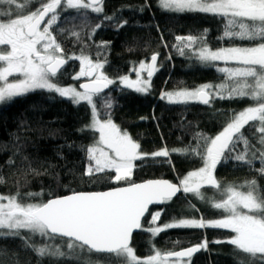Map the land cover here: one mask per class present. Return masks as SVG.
Instances as JSON below:
<instances>
[{
  "label": "snow or ice",
  "instance_id": "snow-or-ice-1",
  "mask_svg": "<svg viewBox=\"0 0 264 264\" xmlns=\"http://www.w3.org/2000/svg\"><path fill=\"white\" fill-rule=\"evenodd\" d=\"M33 2L0 0V106L11 104L15 99L37 90L55 92L75 105L86 102L92 112L87 128L97 131L99 139L85 149L90 163L84 175L91 178L113 169L115 181L128 183L108 191L73 192L36 203L25 200L42 193H27L26 197L19 192L11 196L0 195V237L20 239L23 246L40 259L71 260L84 253H96L106 255L117 264H182L185 257L190 262L194 253L207 248V240L180 251L162 252L153 245L152 254L139 257L131 246L132 235L134 230L142 229V218L148 213L149 205L171 200L180 192L192 193L203 201L205 196L201 189L207 184L221 194L219 201L208 198L213 208L222 210L221 218H181L158 225L161 212L157 211L151 214V221L144 230L155 238L167 229H230L234 235L226 241L217 240L214 243L227 242L236 251L264 264V190L256 178L241 185H222L214 176L222 160L232 159L252 167L258 176L264 178V0H158V6L170 12L225 17L227 23L221 39L238 38L249 42L248 46L213 50L207 42V29L198 36H177L174 47L180 55L183 56L187 49L202 65L223 61L226 66L218 68V71L225 74V79L217 85L203 84L192 90L164 92L161 99L169 103L198 101L209 105L215 98H247L253 103L239 112H233L229 122L215 137L196 133L194 145L172 149L171 152L164 147L152 153L143 152L140 144L114 123L110 99L103 102L107 118H99L96 98L116 82L101 71L104 64L99 61V53L96 62L84 53L83 48L79 56L67 58L81 62L75 79L85 77L88 80L79 85V90L75 86H62L57 80V74L67 63L63 48L51 31L60 18L58 9L75 10L87 21L88 10L94 14L104 12V0H40L34 10H28ZM103 19L111 21L114 17L104 16ZM102 24L103 21L93 26L88 36H93ZM126 24L125 20L118 27ZM69 31L79 42L81 32ZM98 47L107 48L108 45L102 43ZM158 56L157 52L151 55L150 62L140 61L138 67L133 68L136 79L125 75L119 78L120 83L137 93H148L151 78L158 70ZM229 62L234 66H227ZM142 74H146V78ZM246 126L255 129L260 147L252 144L245 135ZM238 146L242 150L238 151ZM171 153L200 156L204 161L203 167L188 172L178 183L168 180L131 182L137 166L135 161L149 157L170 158ZM257 160L261 163L259 169L254 168ZM2 182L3 178H0ZM192 207L195 208L194 205ZM22 232L27 235H22ZM34 237H39L42 242L36 243ZM57 238L65 239L67 243L49 242ZM237 264H244V261L238 260Z\"/></svg>",
  "mask_w": 264,
  "mask_h": 264
},
{
  "label": "trees",
  "instance_id": "trees-1",
  "mask_svg": "<svg viewBox=\"0 0 264 264\" xmlns=\"http://www.w3.org/2000/svg\"><path fill=\"white\" fill-rule=\"evenodd\" d=\"M39 2L34 0L28 10H34ZM103 7L102 14L88 10L87 21L75 10L58 9L60 18L51 31L61 44L66 58L79 56L82 48L93 61H97V53L100 54L99 61L104 64L105 74L116 82L96 98L99 118H107L103 102L110 99L113 105L110 109L112 120L140 144L143 152L152 153L164 147L170 152L172 149H183L196 143L193 140L196 133L215 137L229 122L233 112H239L253 103L247 98H215L209 105L198 101L169 103L161 99V94L166 91L191 89L202 84L217 85L224 81L225 74L218 71L223 64L202 65L192 52L185 49L182 56L174 45L177 44V36H198L207 29V42L212 49L248 46V41L238 38L221 39L227 18L170 12L161 9L158 0H104ZM104 16H113L114 19L104 21ZM125 20L127 24L118 27ZM101 21L102 27L89 37L87 33ZM69 30L81 32L79 42L70 35ZM102 43H107L108 47H98ZM157 52L158 70L151 78L148 93H137L120 83V77L131 74L140 61H149L151 55ZM70 63L60 73L57 79L59 84L71 83V76L76 73L72 71L78 61L70 59ZM91 120L92 112L86 102L75 105L70 99L47 90L31 92L11 104L0 106V178H3L0 195L11 196L19 192L26 197L27 193H42L25 200L36 203L73 192L101 191L127 185V181L114 180L113 170H105L91 178L84 175L90 163L85 149L97 139V132L87 128ZM244 132L252 144L260 147L253 127L246 126ZM237 150L242 148L238 146ZM135 164L137 166L131 182L151 178H168L178 182L188 172L202 167L204 161L200 156L171 153L170 158L149 157L143 161L137 160ZM260 167L259 160L255 161L254 168ZM214 176L222 185H241L246 180L256 178L264 190V178L258 176L252 167L232 159L222 160ZM201 192L205 196L203 201L192 193L182 192L162 206L152 207L143 221L142 229L134 235L131 246L136 254L139 257L152 254L153 245L162 252L178 251L207 240V248L194 254L188 264H237L238 260H243L244 264H260L259 260H252L236 251L227 242L214 243L217 240L226 241L234 235L230 229H167L155 238L144 230L151 221V214L157 210L161 212L158 225L181 218H221L222 210L213 208L208 202V198L219 201L222 198L220 192L207 184ZM22 235L27 233L22 232ZM33 240L42 242L39 237ZM56 240L65 241L62 238ZM0 264L72 263L67 260L56 262L47 257L40 259L26 249L20 239L0 237Z\"/></svg>",
  "mask_w": 264,
  "mask_h": 264
},
{
  "label": "rangeland",
  "instance_id": "rangeland-1",
  "mask_svg": "<svg viewBox=\"0 0 264 264\" xmlns=\"http://www.w3.org/2000/svg\"><path fill=\"white\" fill-rule=\"evenodd\" d=\"M18 2H20V0H18ZM42 28H43V26H42ZM213 50H215V49H213ZM71 60H77V59H71ZM78 61V63H80L81 64V62L79 61V60H77ZM142 61H145V62H149V61H146V60H142ZM93 62H96V61H93ZM218 62H220L221 64H223L222 66L223 67H225L226 65H225V63L223 62V61H218ZM228 66H234V64L232 63V62H229V64H228ZM135 67H138V64L135 66ZM157 69H158V66H157ZM103 73H104V75H106L105 74V71H104V67H103V69L101 70ZM79 74V72H76V73H74L73 75H72V77H71V79H72V81H71V83H69V84H66V85H62V84H60V85H62V86H75L78 90H79V86H78V84H79V82H81L82 81V79L84 78V77H81L80 79H75V77L77 76ZM142 75H144L145 76V78H146V74H142ZM107 76V75H106ZM129 76H130V78L131 79H133V80H135L136 79V74H135V72L133 71V69H132V73L131 74H129ZM58 78H60V75H58L57 76V79ZM12 78L10 77V80H11ZM203 85V84H202ZM200 86V85H199ZM198 86V87H199ZM197 88V87H196ZM192 89H195V88H191V89H188V90H192ZM181 90H183V89H181ZM166 92H171V91H166ZM101 120H104V119H101ZM123 131V130H122ZM97 132V131H96ZM127 132V131H126ZM128 133V132H127ZM129 134V133H128ZM99 139V133L97 132V139H96V141ZM95 141V142H96ZM94 142V143H95ZM105 151H107V148L105 147ZM203 167V166H202ZM157 211H159L160 212V210H157ZM156 211V212H157ZM50 243H56V244H66L67 243V241L65 240H61V241H58V240H54V241H50ZM64 251H66L67 252V249L66 248H64ZM64 260H67V261H69L70 263H72V264H87V262H91V264H117V262L115 261V260H110V259H108V257L107 256H96V255H94V254H87V253H84V254H82V255H80L78 258H74V259H71V260H69V259H62V261H64ZM56 262H58V260H55ZM189 263V261H188V259H183V261H182V264H188Z\"/></svg>",
  "mask_w": 264,
  "mask_h": 264
},
{
  "label": "water",
  "instance_id": "water-1",
  "mask_svg": "<svg viewBox=\"0 0 264 264\" xmlns=\"http://www.w3.org/2000/svg\"><path fill=\"white\" fill-rule=\"evenodd\" d=\"M65 58V57H64ZM66 59V58H65ZM67 60V59H66ZM149 62H150V60H149ZM158 63H159V56H158V59H157V63H156V67L158 66ZM66 64L67 63H65L64 65H63V67L60 69V71H62L63 69H64V67L66 66ZM59 71V72H60ZM86 82H88V80H86V81H83L81 84H83V83H86ZM80 84V85H81ZM109 87H110V85L107 87V88H105L104 90H103V92L102 93H104V92H106L108 89H109ZM201 103V102H200ZM203 104V103H202ZM148 180H168V181H170V182H172V183H178V182H175V181H172V180H170V179H168V178H151V179H148ZM145 181H147V180H144V181H140V182H136V183H142V182H145ZM124 186H127V185H123V186H118V187H124ZM110 189H112V188H110ZM110 189H107V190H101V191H108V190H110ZM83 192H96V191H83ZM182 192H180V193H177L176 194V196H174V197H172V198H175V197H177L178 195H180ZM72 194V193H71ZM68 195H70V194H68ZM64 196H67V195H64ZM58 197H62V196H58ZM164 204V202L163 203H154V204H151V205H149V211H150V209L152 208V207H154V206H162ZM149 211H148V213H149ZM148 213H146L145 214V217L144 218H142V224H143V221H144V219L146 218V216L148 215ZM141 229H137V230H134L133 231V235H132V240H131V245H132V242H133V238H134V235L137 233V232H139ZM178 251H180V250H178ZM197 253V252H196ZM196 253H194V254H196ZM193 254V255H194ZM192 255V256H193ZM185 258H187V257H185ZM184 258V259H185Z\"/></svg>",
  "mask_w": 264,
  "mask_h": 264
},
{
  "label": "flooded vegetation",
  "instance_id": "flooded-vegetation-1",
  "mask_svg": "<svg viewBox=\"0 0 264 264\" xmlns=\"http://www.w3.org/2000/svg\"><path fill=\"white\" fill-rule=\"evenodd\" d=\"M47 19V18H46ZM43 25H41V27H42ZM66 58V57H65ZM67 59V58H66ZM69 64H71L70 63V59H67V64H66V66L64 67V69L63 70H65V68L66 67H69L70 65ZM80 68H81V64L80 63H78V65L77 66H75V69H73V71L72 72H80ZM62 70V71H63ZM62 71H60L58 74H57V76L58 75H60V73L62 72ZM71 72V71H70ZM72 77V76H71ZM87 80V78H83L82 79V81L81 82H79V84H78V86L83 82V81H86Z\"/></svg>",
  "mask_w": 264,
  "mask_h": 264
},
{
  "label": "built area",
  "instance_id": "built-area-1",
  "mask_svg": "<svg viewBox=\"0 0 264 264\" xmlns=\"http://www.w3.org/2000/svg\"><path fill=\"white\" fill-rule=\"evenodd\" d=\"M108 170H113V169H108ZM114 171V170H113Z\"/></svg>",
  "mask_w": 264,
  "mask_h": 264
}]
</instances>
